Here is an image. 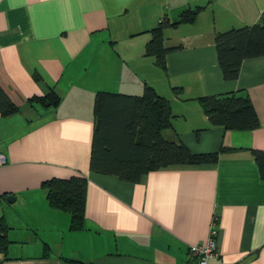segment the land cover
<instances>
[{
	"label": "crops",
	"instance_id": "0c3cea01",
	"mask_svg": "<svg viewBox=\"0 0 264 264\" xmlns=\"http://www.w3.org/2000/svg\"><path fill=\"white\" fill-rule=\"evenodd\" d=\"M201 6L193 21L163 30L166 68L146 53L147 29ZM264 22V0H0V87L17 106L0 110V264H198L191 243L216 229L209 264H264V53L226 79L215 33ZM165 96L162 129L214 161L174 163L138 180L90 167L97 90ZM50 88L61 99L29 97ZM247 95L252 128L212 124L196 99ZM86 177L84 225L49 205L42 182ZM8 195H14L12 199Z\"/></svg>",
	"mask_w": 264,
	"mask_h": 264
},
{
	"label": "trees",
	"instance_id": "16d2710c",
	"mask_svg": "<svg viewBox=\"0 0 264 264\" xmlns=\"http://www.w3.org/2000/svg\"><path fill=\"white\" fill-rule=\"evenodd\" d=\"M201 6L181 11L173 21L162 18L147 29L152 35L146 53L155 56L162 69L166 68L163 30L169 25L193 21ZM217 57L223 76L233 79L238 75L243 58L264 53V22L218 31L214 36ZM60 94L50 88L44 94L29 97L41 105H57ZM212 124L231 128H252L258 123L256 110L247 95L234 92L205 94L196 97ZM94 131L90 155L92 169L112 172L129 180H138L145 172L174 163L214 161L218 151L194 153L178 139L166 138L162 129L171 126L174 116L168 99L153 85L145 83L141 94L97 90L94 95ZM17 108L0 87V110L9 113ZM254 158L264 178V150L253 149ZM42 186L50 206L70 214L69 228L84 225L86 177L53 176ZM3 228L0 222V229Z\"/></svg>",
	"mask_w": 264,
	"mask_h": 264
},
{
	"label": "built area",
	"instance_id": "2783aa9c",
	"mask_svg": "<svg viewBox=\"0 0 264 264\" xmlns=\"http://www.w3.org/2000/svg\"><path fill=\"white\" fill-rule=\"evenodd\" d=\"M6 161V156L3 152H0V164ZM216 229L210 228L208 237L204 242L191 243L189 245V251L193 257L196 258L198 264H209V258L217 255V247L215 240Z\"/></svg>",
	"mask_w": 264,
	"mask_h": 264
},
{
	"label": "water",
	"instance_id": "95a60500",
	"mask_svg": "<svg viewBox=\"0 0 264 264\" xmlns=\"http://www.w3.org/2000/svg\"><path fill=\"white\" fill-rule=\"evenodd\" d=\"M12 197H14V195H13V196H12V195H8V198H9V199H12Z\"/></svg>",
	"mask_w": 264,
	"mask_h": 264
}]
</instances>
